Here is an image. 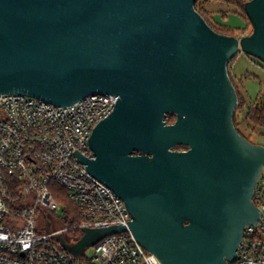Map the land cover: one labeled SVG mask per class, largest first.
<instances>
[{
	"label": "water",
	"instance_id": "95a60500",
	"mask_svg": "<svg viewBox=\"0 0 264 264\" xmlns=\"http://www.w3.org/2000/svg\"><path fill=\"white\" fill-rule=\"evenodd\" d=\"M197 1L0 0V96L119 97L88 141L95 160L74 154L124 200L130 231L162 264H228L263 215L252 200L264 147L234 125L227 68L241 52L264 63V0L245 5L254 31L243 39L216 33ZM126 230L59 240L80 256Z\"/></svg>",
	"mask_w": 264,
	"mask_h": 264
},
{
	"label": "built area",
	"instance_id": "2783aa9c",
	"mask_svg": "<svg viewBox=\"0 0 264 264\" xmlns=\"http://www.w3.org/2000/svg\"><path fill=\"white\" fill-rule=\"evenodd\" d=\"M118 98L97 93L57 106L25 94L0 96V264H162L130 231L134 218L124 200L74 154L95 160L88 141ZM252 202L263 215L255 227H244L237 257L228 264H264V165ZM112 226L127 230L80 256L59 240L75 245L85 229ZM74 231L79 238H70ZM91 248L95 254L88 258Z\"/></svg>",
	"mask_w": 264,
	"mask_h": 264
},
{
	"label": "rangeland",
	"instance_id": "374dc122",
	"mask_svg": "<svg viewBox=\"0 0 264 264\" xmlns=\"http://www.w3.org/2000/svg\"><path fill=\"white\" fill-rule=\"evenodd\" d=\"M198 6L215 32L243 39L250 36L254 31L253 24L243 9H237L217 0H199ZM227 70L233 85L246 101L244 108L239 109L238 106L235 110L234 123L236 129L242 137L249 139L251 143L264 145V129L253 130L247 121L249 108L251 106L260 107L264 101V63L241 52L229 63ZM174 150L185 151L179 147H175ZM63 213V211H59L57 216L61 218ZM86 254L88 258H92L95 249H89Z\"/></svg>",
	"mask_w": 264,
	"mask_h": 264
},
{
	"label": "trees",
	"instance_id": "16d2710c",
	"mask_svg": "<svg viewBox=\"0 0 264 264\" xmlns=\"http://www.w3.org/2000/svg\"><path fill=\"white\" fill-rule=\"evenodd\" d=\"M217 1L222 2L224 4H227V5H230V6H234L237 9H240V10L243 9L245 15L249 19L248 15L246 13V10H245V5L249 2V0H217ZM198 2H199V0L197 1L196 6H195L196 11L202 16V18L206 21V23L212 28L210 23L205 19L204 15H203V12L199 8ZM249 21H250V19H249ZM236 30H240V29H236ZM216 33H218L220 35H224V33L223 34H221L220 32H216ZM235 90H236V94H237V97H238V105H237V107L239 106V109L244 108L246 106V101H245V99L243 97H241L239 91L236 88H235ZM175 121H176V116H174V115H168L167 116L166 122L168 124H173ZM234 121H235V119H234ZM247 121H248L249 125L252 126L253 130H255L257 128H263L264 129V101L262 102V105L260 107L259 106H251L249 108V111H248V114H247ZM234 125H235V123H234ZM235 127H236V125H235ZM245 139L247 141L251 142L249 139H247V138H245ZM179 148L185 149V150L188 149L185 146H180ZM67 208H69V210L72 209V212H75V208H73L70 204H68ZM72 223H73L72 221L71 222L67 221L66 224L69 225V224H72ZM80 235H81L80 231H74V232H71L69 234L70 238H74V239L79 238Z\"/></svg>",
	"mask_w": 264,
	"mask_h": 264
},
{
	"label": "flooded vegetation",
	"instance_id": "af4514ba",
	"mask_svg": "<svg viewBox=\"0 0 264 264\" xmlns=\"http://www.w3.org/2000/svg\"><path fill=\"white\" fill-rule=\"evenodd\" d=\"M136 155H139V153H137Z\"/></svg>",
	"mask_w": 264,
	"mask_h": 264
}]
</instances>
